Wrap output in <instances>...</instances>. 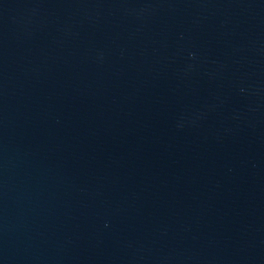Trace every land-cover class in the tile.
I'll list each match as a JSON object with an SVG mask.
<instances>
[{"label":"water","instance_id":"1","mask_svg":"<svg viewBox=\"0 0 264 264\" xmlns=\"http://www.w3.org/2000/svg\"><path fill=\"white\" fill-rule=\"evenodd\" d=\"M0 264H264V0H0Z\"/></svg>","mask_w":264,"mask_h":264}]
</instances>
